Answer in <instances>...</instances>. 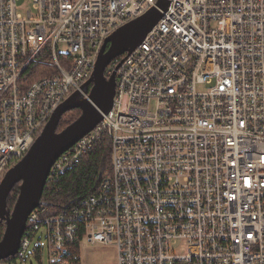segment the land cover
I'll use <instances>...</instances> for the list:
<instances>
[{"label":"built area","instance_id":"obj_1","mask_svg":"<svg viewBox=\"0 0 264 264\" xmlns=\"http://www.w3.org/2000/svg\"><path fill=\"white\" fill-rule=\"evenodd\" d=\"M21 2L0 0V181L90 79L105 39L158 0ZM112 61L111 109L46 181L102 137L111 173L69 208L35 207L16 260L43 232L49 264L81 241L112 244L117 264H264V0H169Z\"/></svg>","mask_w":264,"mask_h":264},{"label":"water","instance_id":"obj_2","mask_svg":"<svg viewBox=\"0 0 264 264\" xmlns=\"http://www.w3.org/2000/svg\"><path fill=\"white\" fill-rule=\"evenodd\" d=\"M168 4L169 0H158L156 7L118 27L105 39L92 75L82 85L81 91L72 92L54 110L27 153L5 172L0 181V220L5 222L0 240V260L14 256L18 251L27 216L43 204L41 194L52 164L61 153L91 131L101 121L102 114L111 109L119 64L108 76L104 74L106 66L114 58L132 52L161 18ZM73 108L79 109L80 115L57 131L62 114ZM14 184H18V196L10 210L7 197Z\"/></svg>","mask_w":264,"mask_h":264},{"label":"trees","instance_id":"obj_3","mask_svg":"<svg viewBox=\"0 0 264 264\" xmlns=\"http://www.w3.org/2000/svg\"><path fill=\"white\" fill-rule=\"evenodd\" d=\"M122 56V55H121ZM120 58V56L116 57ZM113 68L111 61L105 68L104 74L108 76V72ZM81 111L77 108L69 109L64 112L57 126V131L63 129L68 123L75 120ZM111 152L110 143L107 137H102L93 147L84 153L58 181H46L41 201L49 206L52 211H60L69 208L76 203L81 197L91 193L99 183L111 173ZM18 184L10 191L7 197V207L12 209L18 196ZM4 220H0V240L5 229ZM16 256H10L0 261L14 262ZM65 264H81L79 248L77 246L71 248L70 253L64 259Z\"/></svg>","mask_w":264,"mask_h":264},{"label":"rangeland","instance_id":"obj_4","mask_svg":"<svg viewBox=\"0 0 264 264\" xmlns=\"http://www.w3.org/2000/svg\"><path fill=\"white\" fill-rule=\"evenodd\" d=\"M21 3L27 5L29 0H22ZM208 85H199L198 90H206L210 87ZM39 245V247H38ZM79 254L81 264H117L115 247L108 243H89L81 241L79 243ZM9 264H49L47 244L43 232H37L32 239L27 253L23 259H17L14 262H7Z\"/></svg>","mask_w":264,"mask_h":264},{"label":"bare ground","instance_id":"obj_5","mask_svg":"<svg viewBox=\"0 0 264 264\" xmlns=\"http://www.w3.org/2000/svg\"><path fill=\"white\" fill-rule=\"evenodd\" d=\"M122 55H123V54H122ZM114 59H115V58H114ZM114 59H113V60H114Z\"/></svg>","mask_w":264,"mask_h":264}]
</instances>
